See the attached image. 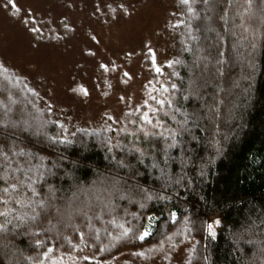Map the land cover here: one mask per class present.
Here are the masks:
<instances>
[{
	"label": "trees",
	"instance_id": "16d2710c",
	"mask_svg": "<svg viewBox=\"0 0 264 264\" xmlns=\"http://www.w3.org/2000/svg\"><path fill=\"white\" fill-rule=\"evenodd\" d=\"M168 1L164 85L120 124H67L0 51V264H264V0ZM38 2L8 18L60 49L131 9Z\"/></svg>",
	"mask_w": 264,
	"mask_h": 264
},
{
	"label": "rangeland",
	"instance_id": "374dc122",
	"mask_svg": "<svg viewBox=\"0 0 264 264\" xmlns=\"http://www.w3.org/2000/svg\"><path fill=\"white\" fill-rule=\"evenodd\" d=\"M8 1L19 4L21 15L42 13L43 5L38 0H0V51L8 64L41 85L44 99L67 124H120L133 110H154L174 44L177 16L170 1L120 0L131 8L127 17L96 33L79 32L62 49L31 40L23 26L9 20ZM86 38H92L93 50ZM143 49L145 55L151 53L147 61ZM85 52L105 70H97Z\"/></svg>",
	"mask_w": 264,
	"mask_h": 264
},
{
	"label": "snow or ice",
	"instance_id": "6c2138e0",
	"mask_svg": "<svg viewBox=\"0 0 264 264\" xmlns=\"http://www.w3.org/2000/svg\"><path fill=\"white\" fill-rule=\"evenodd\" d=\"M0 215H5V213H0ZM0 230H2V228H0ZM145 235H147V233Z\"/></svg>",
	"mask_w": 264,
	"mask_h": 264
}]
</instances>
